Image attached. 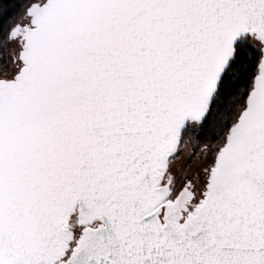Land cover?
<instances>
[{
    "label": "snow or ice",
    "instance_id": "1",
    "mask_svg": "<svg viewBox=\"0 0 264 264\" xmlns=\"http://www.w3.org/2000/svg\"><path fill=\"white\" fill-rule=\"evenodd\" d=\"M0 264H264V0H0Z\"/></svg>",
    "mask_w": 264,
    "mask_h": 264
}]
</instances>
